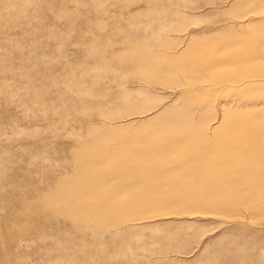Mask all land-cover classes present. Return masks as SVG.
<instances>
[{
    "label": "rangeland",
    "instance_id": "1",
    "mask_svg": "<svg viewBox=\"0 0 264 264\" xmlns=\"http://www.w3.org/2000/svg\"><path fill=\"white\" fill-rule=\"evenodd\" d=\"M0 264H264V0H0Z\"/></svg>",
    "mask_w": 264,
    "mask_h": 264
}]
</instances>
